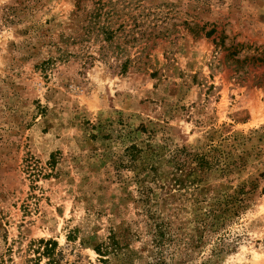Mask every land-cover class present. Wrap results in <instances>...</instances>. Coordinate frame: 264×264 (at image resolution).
I'll use <instances>...</instances> for the list:
<instances>
[{
    "label": "rangeland",
    "instance_id": "374dc122",
    "mask_svg": "<svg viewBox=\"0 0 264 264\" xmlns=\"http://www.w3.org/2000/svg\"><path fill=\"white\" fill-rule=\"evenodd\" d=\"M47 240L264 264V0H0V264Z\"/></svg>",
    "mask_w": 264,
    "mask_h": 264
},
{
    "label": "trees",
    "instance_id": "16d2710c",
    "mask_svg": "<svg viewBox=\"0 0 264 264\" xmlns=\"http://www.w3.org/2000/svg\"><path fill=\"white\" fill-rule=\"evenodd\" d=\"M106 33H108L109 37H112V34L110 32L106 31ZM140 152L141 150L136 145H131L128 148H126V153H125L126 163L130 164L131 162L136 161L137 156L139 155ZM198 159L201 164L206 163V160L202 156ZM239 200L241 199L236 198V201L239 202ZM213 211L215 210H212V213ZM166 230H167V226L164 222L158 224L157 236H160V237L165 236ZM56 247H57V242L54 240H47L45 242L43 252H40L41 255H44L45 257L48 258V260L44 264H59L58 259H57V254H56ZM102 247H103L102 245L97 246L98 250L100 251V254L105 256L106 254L101 253V252H106V251H102ZM100 261L102 262V264H109V260L107 258H101ZM35 264H39V263L36 262ZM154 264H166V263L164 260L159 259Z\"/></svg>",
    "mask_w": 264,
    "mask_h": 264
}]
</instances>
